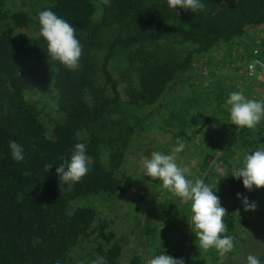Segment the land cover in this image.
<instances>
[{"label":"trees","instance_id":"1","mask_svg":"<svg viewBox=\"0 0 264 264\" xmlns=\"http://www.w3.org/2000/svg\"><path fill=\"white\" fill-rule=\"evenodd\" d=\"M201 2L204 10L193 13L173 10L167 0H0V264H76L83 248L99 255L100 264H119L123 249L112 223L90 197L125 191L117 175L135 134L146 125L145 112L194 59L222 42L264 31V0ZM44 10L77 29L83 47L78 70L47 55L38 19ZM116 71L132 73L125 95ZM240 71L232 81L243 78ZM222 88L219 82L210 94L217 110L232 93ZM198 105L194 100L188 108L172 109L165 121L178 130L195 125ZM219 116L207 124L223 142L208 139L202 150L207 165L200 173L216 159L218 146L224 155L218 164L231 171L230 161L241 147L247 155L263 149L264 121L249 129L233 125L230 111ZM246 132L249 139L241 146ZM10 141L22 145L23 161L12 159ZM77 143L87 145L90 171L79 182H60L56 168L70 161ZM233 174L221 183L222 207L238 193L264 194V188L246 190ZM77 198L85 202L73 208ZM172 212L168 226L147 229L153 249L174 248L170 235L181 232L187 214L165 203L162 220ZM231 221L228 212L224 223ZM193 244L200 254L197 237ZM260 260L264 264V248Z\"/></svg>","mask_w":264,"mask_h":264},{"label":"rangeland","instance_id":"2","mask_svg":"<svg viewBox=\"0 0 264 264\" xmlns=\"http://www.w3.org/2000/svg\"><path fill=\"white\" fill-rule=\"evenodd\" d=\"M257 36L261 38L256 40ZM259 49L264 51V31L252 36L233 38L214 46L194 59L192 65L182 71L169 85L159 102L145 112L146 125L135 134L127 150L125 164L117 175L122 179L125 191L116 196L101 194L90 197L91 202L112 223L116 239L123 249L119 264H148L151 258L161 254L177 259L182 258L185 264H247L249 254L259 258L262 255L264 248V194L262 192L241 195V197L246 196L249 202L255 203L254 211H245L242 199L237 198L227 202L229 205L225 208L232 220L227 227L228 232L233 235L234 242L231 252L221 255L215 248L206 250L199 246L201 252L196 254L192 247L197 231L191 221L192 202L178 197L165 189L162 182L157 183V179L147 176L145 168V160L150 158L152 152L171 154L172 150L178 146L177 142L180 141L184 144V148L177 154L176 162L185 169L187 179L193 182L197 179L199 170L207 165L202 150L208 144V139H214L218 145L223 142L220 133H213L209 129L207 121L210 117H220L219 111H230L231 108L226 103L228 99L224 101L222 107L218 108L219 110L210 103V94L216 84L220 82L229 93L239 91L247 99L264 101V79L257 75L256 78H250L246 72L247 65L259 56ZM239 68L243 78L236 83L232 79ZM114 78L118 83L119 91L125 95L126 81L129 78L133 79L132 73L119 75L116 71ZM245 85L247 88H244ZM194 100L199 102L198 109L195 111L200 117L199 122L188 125L185 129H172L171 121H168L169 123L165 121L170 111L178 107L188 108ZM263 121L264 118L258 125H261ZM246 134L247 132L240 138L241 146L249 139ZM260 146L264 149V140ZM241 148L236 151L230 161V164L235 166L232 171L218 164L221 157L224 159L222 148L218 146L214 153L216 159L209 163V169L206 172L200 173L202 177L199 179L210 185L213 191L217 188V195L221 192V183H226L234 170L243 166L247 154L243 152V147ZM91 163L90 159L89 167ZM166 192H170L172 196H165ZM84 202V198H77L72 207L76 208ZM165 203L172 209L187 214V217L181 224V234L170 235L172 239L170 244L174 248L153 249L148 241L147 229L165 228L174 219L172 212L166 221L162 220V208ZM75 262L76 264H100L101 257L83 248L81 252H78V259Z\"/></svg>","mask_w":264,"mask_h":264},{"label":"clouds","instance_id":"3","mask_svg":"<svg viewBox=\"0 0 264 264\" xmlns=\"http://www.w3.org/2000/svg\"><path fill=\"white\" fill-rule=\"evenodd\" d=\"M108 4L109 0H101ZM170 8H181L191 10L193 13L203 11L205 5L201 0H167ZM40 24V35L47 42V55L58 61L70 71L80 68V59L83 47L76 38L77 29L72 24L57 16L51 10H44L38 14ZM231 106L230 119L237 127H247L252 129L264 118V101L247 99L242 92L236 91L229 95L226 102ZM177 147L171 154H163L159 151L151 153L150 158L145 160L146 175L152 179H159L165 189L173 192L184 200L191 203V221L196 231L197 240L203 249L215 248L221 255L229 253L234 248L233 237L226 235L228 227L224 223L227 211L221 205L217 196V188L212 187L202 179L194 182L185 176V169L177 161V154L184 148V144L177 142ZM12 159L16 162L24 160V149L16 141H10ZM87 145L77 143L70 161L65 160L56 168L59 181L64 183H76L85 177L90 169L88 162L90 157L86 154ZM236 179H242L246 190L253 188H264V149L254 151L244 158L243 166L234 170L232 175ZM238 199H242L245 211H254L255 203L249 202L248 198L237 194ZM102 264L106 262L102 261ZM148 264H185L184 260L172 256L161 254L154 256ZM247 264H261L258 256L249 254Z\"/></svg>","mask_w":264,"mask_h":264},{"label":"built area","instance_id":"4","mask_svg":"<svg viewBox=\"0 0 264 264\" xmlns=\"http://www.w3.org/2000/svg\"><path fill=\"white\" fill-rule=\"evenodd\" d=\"M259 56L254 58L246 68V72L250 78H256L255 76H260L264 79V51H260Z\"/></svg>","mask_w":264,"mask_h":264}]
</instances>
